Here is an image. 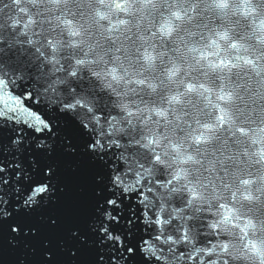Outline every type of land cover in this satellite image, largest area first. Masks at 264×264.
<instances>
[{
    "label": "clouds",
    "instance_id": "9594fccd",
    "mask_svg": "<svg viewBox=\"0 0 264 264\" xmlns=\"http://www.w3.org/2000/svg\"><path fill=\"white\" fill-rule=\"evenodd\" d=\"M60 150L102 169L93 264H264V0H0V261Z\"/></svg>",
    "mask_w": 264,
    "mask_h": 264
},
{
    "label": "water",
    "instance_id": "95a60500",
    "mask_svg": "<svg viewBox=\"0 0 264 264\" xmlns=\"http://www.w3.org/2000/svg\"><path fill=\"white\" fill-rule=\"evenodd\" d=\"M66 132L74 144L81 142L74 128L69 126ZM50 159L56 167L54 175L58 181L56 202L13 221L20 223L22 228L34 229L35 235L30 231L28 236L17 238L5 226L0 264H20L21 259L24 264H52L44 261V252L52 254L55 264H73V261L75 264H93L95 249L90 248L87 242L81 243L79 236L85 237L86 241L95 240L88 223L94 214L95 191L99 187L95 178L102 174V169L88 155L80 152L72 155L60 150ZM59 187L64 190L60 192ZM73 231L79 235L73 237ZM10 237L20 240L19 245L13 247L9 244ZM45 242L49 247H44ZM62 247L64 251H61ZM73 250L76 252L74 257L70 255Z\"/></svg>",
    "mask_w": 264,
    "mask_h": 264
}]
</instances>
